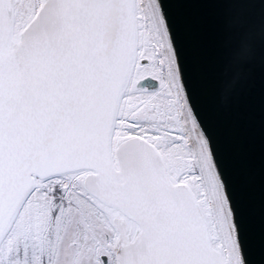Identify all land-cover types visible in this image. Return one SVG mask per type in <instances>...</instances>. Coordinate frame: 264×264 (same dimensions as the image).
Here are the masks:
<instances>
[{"label": "snow or ice", "instance_id": "snow-or-ice-1", "mask_svg": "<svg viewBox=\"0 0 264 264\" xmlns=\"http://www.w3.org/2000/svg\"><path fill=\"white\" fill-rule=\"evenodd\" d=\"M167 0H0V264H248Z\"/></svg>", "mask_w": 264, "mask_h": 264}, {"label": "water", "instance_id": "water-1", "mask_svg": "<svg viewBox=\"0 0 264 264\" xmlns=\"http://www.w3.org/2000/svg\"><path fill=\"white\" fill-rule=\"evenodd\" d=\"M164 7L248 264H264V0H167Z\"/></svg>", "mask_w": 264, "mask_h": 264}]
</instances>
